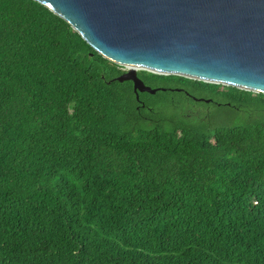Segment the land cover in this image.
<instances>
[{"label": "trees", "instance_id": "16d2710c", "mask_svg": "<svg viewBox=\"0 0 264 264\" xmlns=\"http://www.w3.org/2000/svg\"><path fill=\"white\" fill-rule=\"evenodd\" d=\"M124 72L0 0V264H264V94Z\"/></svg>", "mask_w": 264, "mask_h": 264}, {"label": "water", "instance_id": "95a60500", "mask_svg": "<svg viewBox=\"0 0 264 264\" xmlns=\"http://www.w3.org/2000/svg\"><path fill=\"white\" fill-rule=\"evenodd\" d=\"M36 1L124 67L115 80L132 81L138 100L166 90L140 70L264 94V0Z\"/></svg>", "mask_w": 264, "mask_h": 264}, {"label": "rangeland", "instance_id": "374dc122", "mask_svg": "<svg viewBox=\"0 0 264 264\" xmlns=\"http://www.w3.org/2000/svg\"><path fill=\"white\" fill-rule=\"evenodd\" d=\"M195 107H198V104H193Z\"/></svg>", "mask_w": 264, "mask_h": 264}]
</instances>
